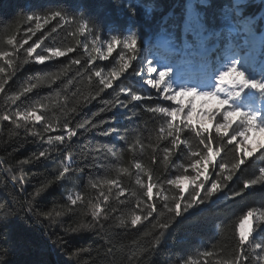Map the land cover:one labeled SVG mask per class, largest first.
I'll return each instance as SVG.
<instances>
[{
  "label": "trees",
  "instance_id": "1",
  "mask_svg": "<svg viewBox=\"0 0 264 264\" xmlns=\"http://www.w3.org/2000/svg\"><path fill=\"white\" fill-rule=\"evenodd\" d=\"M233 1L236 0H0V51L10 50L7 44L10 36L16 35L18 40L25 38L27 28L35 26L34 23H23L25 16L43 17L54 11H61L71 23L57 26L56 21H52L35 35L29 33L31 39L25 49L33 42L41 43L37 52L45 55V48L74 49L68 55L43 65L31 61L23 64L8 81L6 92L0 93V115L44 105L42 114L49 124L56 126V130L44 133V121L36 124L33 130L40 132L45 140L49 136L60 135L59 125H63L65 120H70L73 127L89 120L98 125L89 131L77 129V135L71 141L49 146L38 137L28 135L23 128H15L10 121L0 122V252H7L8 264H184L189 260L203 261L205 251L213 252V256L207 258L208 264H216L217 260L230 257L236 249V224L252 209L256 210L257 218L253 234L244 246L249 254V261L245 264H264L256 260L257 255H264L261 252L264 247V220L259 218L264 212V178L261 177V169H264V155L261 153L264 149L246 158L227 187L209 201L186 213L182 211L179 217L169 213L166 205L174 207L172 197L179 196V192L166 180L177 175L195 174L191 169L187 173L184 171L190 148L181 145L180 150L170 156V162H164V149L171 147V137L160 139L166 136L167 118L151 113L147 108L171 107V104L142 84L144 71L140 75L133 74V68H144L147 61L152 60L158 70L172 69L170 81L173 86L177 79L208 84L236 58L237 49L245 47L247 34L239 21L252 20L251 28L264 38V5L261 0H239L244 5L243 9L233 5ZM190 13L198 16L203 25L201 39L207 37L203 44L190 32H185ZM81 17L98 31L103 40L113 36L138 38L142 33V42L148 37L151 40L164 35L178 51L163 53L150 41L140 43L139 57L130 68L131 77L114 81L112 88L90 99L102 87L94 72L103 69V76L119 65V60L105 62L97 58L93 62L90 59L98 54L92 51V35L79 29L77 21ZM208 46L215 48L208 58L202 59L193 53L195 49ZM20 51L23 53L24 49ZM260 52L258 48L253 66L245 69L256 79L264 78V55ZM121 54L122 45L117 47L113 57ZM123 54L127 58L126 50ZM73 59L80 60V64H71ZM140 60L144 61L143 65ZM0 66H3V61H0ZM188 66L201 68L202 72H193ZM62 72L64 74L55 83H50L52 76ZM176 73V80H172ZM39 81L43 83L32 93L21 97L15 104L11 102V97L22 86ZM127 92L142 99L131 101V96L125 94ZM122 102L127 106H120ZM254 102L261 104L264 98L249 90L236 101V105L246 110ZM109 104L118 106L112 111H101ZM73 108L75 112H72ZM28 127L33 128L32 125ZM17 132L20 135H16ZM182 135L191 141L192 149L202 147L198 146L191 132L185 131ZM226 140L224 151L217 158L216 169H209L212 176L206 187L217 179L221 161L231 166L237 158L235 147L227 145ZM45 149H49L48 158L36 159V155ZM26 159L31 162L20 163ZM136 163L141 165V169H136ZM65 165L70 169L65 178L49 184ZM13 172L18 178L21 172L24 173L25 179L14 181L11 178ZM149 175L156 182L150 201L143 195L145 189L137 183L138 179L144 184L149 183ZM104 179L117 183L110 187L102 183ZM251 180L258 183L244 190L241 196H231ZM46 184L49 186L36 198L35 207L41 214L51 212L55 216L56 212L62 213L56 217L58 223L47 230L35 223L30 215H25L20 207L32 199L36 189ZM120 188L124 189L123 195H119ZM157 190H160L159 195L155 194ZM101 192L108 197L106 202ZM191 192L189 187L185 202ZM71 193L80 195L83 203L71 205ZM164 196L168 197L167 201H164ZM97 203L105 209L99 223L91 215V207ZM147 204L154 205L156 211L145 219ZM70 208L74 210L69 211ZM13 210L19 215H10ZM134 214L142 219L133 227L130 221ZM158 221L169 224L163 236L159 235ZM153 224L157 227L153 228ZM65 228L78 230L66 235ZM146 232L149 234L145 235ZM61 236L63 242L59 245L54 243ZM157 236L158 243L154 239Z\"/></svg>",
  "mask_w": 264,
  "mask_h": 264
},
{
  "label": "snow or ice",
  "instance_id": "2",
  "mask_svg": "<svg viewBox=\"0 0 264 264\" xmlns=\"http://www.w3.org/2000/svg\"><path fill=\"white\" fill-rule=\"evenodd\" d=\"M119 2V0H118ZM261 4L264 5V0H261ZM238 8L243 9L244 5L238 2ZM75 19V18H74ZM56 21L57 26H63L64 24L71 23L67 16L61 11H54L46 16L39 15H27L23 18V23H28L29 25L34 23V27L29 26L27 31L24 33L22 39H17L16 35H12L7 39V44L10 46V50L0 51V61H3V66H0V93L6 92V86L8 81L13 78L16 72L22 67L23 64H27L30 61L35 64L43 65L48 61H51L55 58L64 57L68 55L69 52L74 51L73 48H68L66 50H61L59 48H45L47 55L37 52V49L40 48V42H33L32 45H29L25 49V45L28 44L31 35H35L36 31L41 30L45 25ZM21 23V21H17ZM80 31H88L92 39V51L97 53L98 56H93L90 59L94 62L97 58L106 60L109 56L112 55L113 51L117 46L122 45V54L119 57V67L113 68L111 72L107 74V77L102 76L103 69L96 70L94 75L99 77V84L102 85L96 92L95 96L90 97V99H95L96 96H99L106 89L113 87V82L119 80L120 77L127 72V70L132 67V62L137 61L139 57V47L136 36H129L127 38L121 39L119 37L113 36L110 40L105 41L106 43V52L102 50L100 44L101 36L98 34V31L94 30L90 23H86L85 20L81 17L77 21ZM251 25L253 22L249 20L247 22ZM55 31V27L53 28ZM248 40L247 44L251 45V48L247 54V58H250L252 61L256 59L257 47L261 49L260 54L264 55V38H261L259 41L256 39V34L251 27L246 28ZM185 32H190L193 37L197 40H200L201 44L204 43V40L207 37L201 39L203 33V25L199 22L198 16L194 13H190L188 21L185 24ZM190 46V45H189ZM87 48V45H85ZM21 49H24V52L21 53ZM126 50L127 58L123 54V51ZM71 64L79 65L80 60L73 59ZM140 64L143 65L144 61L140 60ZM66 71V70H65ZM145 71L143 67L137 69L133 68V74L140 75L141 72ZM147 78L145 82L150 85L153 89L162 91L167 95L164 96V99L174 101L177 105L176 107H149L147 111L151 113L162 114L163 117L167 118V133L166 136H161L160 139H166L171 137L170 145L171 147H165V155L163 157L164 162L167 164L170 162V156L175 152L180 150L181 145H188L190 148L189 159L186 166H184L185 173L189 169L194 175H177L175 178L167 179L166 183L168 185L174 186L178 189L179 196L174 195L172 201L174 202L173 206H167L169 213H174L176 217H179L183 213L188 212L194 207H198L201 204L209 201L214 195L223 191L227 187L228 183L233 180L236 172H238L241 166L245 163L246 158L252 157L256 152L264 149V141H258L256 146L253 147L249 141L253 140L257 136L264 135V112H255V111H245L241 107L236 105V101L240 100L242 96L246 95L249 90L259 94L264 98V78L256 79L248 75L245 70L241 67L240 59H233L231 63L224 69L219 71L215 77V85L211 90H199L197 87H180L179 90L174 89L172 83L170 82L172 69L165 67L162 70L158 71L157 66L153 65L152 60L147 61L146 67ZM64 73H58L50 78V83H55L57 79L60 78ZM157 74V75H153ZM43 81L38 83H29L21 87V89L11 97V102L15 104L17 100H20L21 97L27 96L29 93H32L34 89L38 88ZM50 86V84H49ZM126 95L131 96V101H139L142 99L141 96L135 95L133 93L127 92ZM185 97L189 99L185 101ZM223 97V98H222ZM199 98L201 100H215L220 107L215 109L204 111L203 106L198 112L195 104V100ZM117 104H109L106 109L101 111H112ZM120 106L126 107L127 104L122 102ZM227 106V109L224 108ZM44 105H40L39 108H33L28 111H10L5 112L3 115H0V122L10 121L15 128H23L28 135L33 137H38L41 141L48 144L49 146L54 143L64 144L65 141H71L73 137L77 135V129H83L89 131L92 128H97L98 125L93 124L92 121L81 122L75 127L71 125L70 120H65L63 125H59L61 129V134L54 137L49 136L46 140L41 135L40 132L34 131V126L40 124L44 121V126L42 131L44 133L56 130V126L49 124L46 121L45 116L42 114V109ZM76 109L73 108L72 112H75ZM202 117L203 119H198L195 123L193 122V116ZM207 125H211L208 127ZM32 125L33 128L28 126ZM236 125L234 128L233 126ZM232 130V135L229 136V132ZM189 131L193 134L195 140L198 142V147L196 149L191 148V141L183 137V133ZM213 131L215 135H213ZM161 132H164V129L161 128ZM107 134V133H105ZM16 135H20L19 132ZM225 138L227 145H233L235 147V152L238 154L234 163L229 166V164L220 162L218 171L216 172L217 179L214 180L210 186L206 187L207 181L211 178L212 173L209 171L210 168L213 170L216 169L217 158L221 156L222 151L225 148ZM58 151V149H57ZM49 149L40 151L36 155V159L48 158ZM264 155V152L261 153ZM31 160H21V164H28ZM153 162H155V157H153ZM136 169H141L139 163L135 164ZM69 166L65 165L50 183H55L65 178V174L69 172ZM126 171V170H125ZM261 177L264 178V169H261ZM14 181L19 179L23 181L25 179L24 173L21 172L19 178L12 173L11 177ZM149 183L144 184L139 179L137 183L145 189L143 195L152 200L154 195V189L156 188V182L154 178L148 176ZM103 184H107L110 187L115 185L117 181L104 179ZM258 183L256 180L247 181L243 184V189L239 191H234L231 193V196L238 197L243 194V191L250 188L251 186ZM46 184L44 187L38 188L35 191L34 196L31 200L27 201L26 204L22 203L20 207L23 209L25 215H30L35 223L38 225L45 226L46 230L49 227L55 226L58 221L56 217L62 215L61 212H56L55 216L51 212H45L41 214L39 210L35 207L36 198L39 197L48 187ZM96 185H93L95 187ZM192 188V192L189 193V199L185 202L184 197L185 193L188 192V188ZM119 195L124 194V189L120 188ZM156 195L160 194V190H157ZM103 196L104 201L106 202L108 197L104 195L103 192L100 193ZM15 199V198H14ZM164 201L168 200L167 196L163 197ZM71 205H77L78 202L83 203L82 197L80 195L69 197ZM138 203H141L138 201ZM183 205V207H182ZM146 212L144 218L151 216L156 208L152 204L146 205ZM73 211L74 209H68ZM105 212V209L100 207V204L97 203L91 207V215L93 219L99 223L101 219V214ZM10 215H19L14 210ZM107 218L106 216L104 217ZM256 210H248L236 224V234L238 235V244L236 249L232 252L230 257H227L223 260H217L216 264H245L246 261H249V254L245 250V245L248 244L249 238L252 236L254 231V224L256 220ZM260 219L264 220V212L260 213ZM7 219V217H5ZM142 217L140 215H133L131 218V225L134 227L141 222ZM47 221L45 225L44 222ZM80 227H84L81 225ZM153 228L157 227V224H153ZM169 224L167 222H159L158 228L160 230L159 235L163 236L164 231L167 230ZM77 228H65L63 229L64 233L67 235L70 232L77 231ZM149 233H145L148 235ZM156 242H159V236L154 237ZM63 242V237H57L54 241L56 244H61ZM259 247V246H258ZM261 252H264V247L261 248ZM203 257L205 258L201 262L197 261H185L184 264H208L207 258L213 256L212 251L203 252ZM7 252H0V264H8ZM256 260L259 262H264V255H257Z\"/></svg>",
  "mask_w": 264,
  "mask_h": 264
},
{
  "label": "rangeland",
  "instance_id": "3",
  "mask_svg": "<svg viewBox=\"0 0 264 264\" xmlns=\"http://www.w3.org/2000/svg\"><path fill=\"white\" fill-rule=\"evenodd\" d=\"M238 2H240L239 0H236V1H233V5L237 6L238 5ZM249 21V19H247L245 22L243 21H239L240 24H243V31L247 34V31H246V28L248 27H251V25H249L247 22ZM252 21V20H251ZM253 22V21H252ZM233 33H236V31L234 29H231ZM256 34V33H255ZM137 38V37H136ZM141 39H143V34L142 33H139L138 34V38H137V41H138V46L140 45V43L142 44V42H146V41H150L152 44L156 45L158 49H161V51L163 53H170L171 51H175V48L173 47V45L171 44V41L164 35H161L159 36L157 39H151L149 40L150 38H146V40L142 41L141 42ZM256 39L257 41H259L261 39V37L259 35L256 34ZM107 40H110V39H101L100 41V44L102 46V50L106 52V43L105 41ZM153 40V41H152ZM248 40V35L246 37V40L245 42ZM118 47V46H117ZM116 47V49H117ZM240 48V47H239ZM237 49V53H236V58L235 59H240L241 60V67L243 70H248L250 67L253 66V61L250 59V58H247V54L251 48V45L245 43V47L243 49H245V51L243 49ZM258 48L257 47V51H258ZM116 49L113 51L112 55L108 57V59L104 60L105 62H109L111 60H115L116 62L119 60V57L118 56H114L115 52H116ZM209 49V48H208ZM210 49H214V46L210 47ZM178 51V50H177ZM198 50H194L193 53L197 54L198 55ZM207 51V50H205ZM256 51V52H257ZM132 66H133V63H132ZM119 65L115 66V68H118ZM146 67H147V64L146 66L144 67L145 71H144V77L141 78V82L144 86H146L148 89L152 90L155 95L160 98L161 100L165 101V102H168L169 104H171V107H176L177 105L175 104L174 101H171V100H166L164 99V96L167 95L166 93H163L162 91H158L157 89H153L150 85H148L145 80L147 78V73H146ZM131 68V67H130ZM130 68L127 70V72H125L121 77L120 79L122 78H130L131 77V72H130ZM226 68V67H225ZM225 68H223L222 70H224ZM159 71V70H158ZM109 73V72H108ZM108 73H103V76L107 77V74ZM153 75H157V74H153ZM178 73H176L175 76H172V80H176V77H177ZM117 81V80H115ZM171 82V81H170ZM214 85H215V78H213L208 84H197V83H188L187 81H183L182 79H177L176 80V83H175V86L174 89L176 90H179L180 87H197L198 91L203 89V90H211L214 88ZM223 98V97H222ZM185 101H187L189 98L188 97H185L184 98ZM195 104H196V107H197V111L199 112L201 110V106H203V110L204 111H208V110H212V109H215L216 107H220L218 105V103L215 101V100H201L199 98H197L195 100ZM225 109H227V106H224ZM261 110H264V102L263 104H257V103H252L251 104V107H247L245 111H255V112H259ZM198 119H203L202 117H198L196 115L193 116V122L195 123ZM206 125H207V122L205 121ZM208 127H211V125H207ZM234 128L236 127V125L233 126ZM232 135V130H230L229 132V136ZM258 141H264V135H261V136H257L255 137L253 140L249 141V143L255 147L257 142ZM263 149H261L260 151H262ZM260 151L256 152L255 154L259 153ZM78 194H73L71 193L69 195V197H75L77 196Z\"/></svg>",
  "mask_w": 264,
  "mask_h": 264
},
{
  "label": "bare ground",
  "instance_id": "4",
  "mask_svg": "<svg viewBox=\"0 0 264 264\" xmlns=\"http://www.w3.org/2000/svg\"><path fill=\"white\" fill-rule=\"evenodd\" d=\"M239 3H240V2H239ZM173 47L175 48V51H177V49H176V47H175L174 45H173ZM210 47H211V46L205 47V48L202 49V50H204V51H205V50H208V48H210ZM195 50H196V49H195ZM175 51H174V52H175ZM171 52H173V51H171ZM205 58H206V57H205Z\"/></svg>",
  "mask_w": 264,
  "mask_h": 264
}]
</instances>
